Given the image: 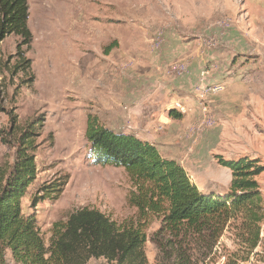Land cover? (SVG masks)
Returning <instances> with one entry per match:
<instances>
[{"label": "rangeland", "instance_id": "obj_1", "mask_svg": "<svg viewBox=\"0 0 264 264\" xmlns=\"http://www.w3.org/2000/svg\"><path fill=\"white\" fill-rule=\"evenodd\" d=\"M27 3L30 43L18 55V35L0 42V165L13 164L17 136L34 125L36 176L21 205L25 215H35L46 244L52 224L83 207L116 222L136 218L124 169L91 157L86 120L91 114L115 132L159 135L150 103L165 86L166 98L168 88L187 87L182 95L191 108L200 107L197 128L185 135L188 156L178 161L199 190L231 179L218 156H248L264 166V0ZM171 98L162 100H177ZM256 180L264 202V169ZM42 186L59 191L33 207ZM161 226L160 216L148 218V264H224L229 252L244 254L230 224L219 237L204 232L187 242L192 259L177 260ZM263 262L264 220L258 246L241 264ZM7 264H14L10 257ZM86 264L114 263L92 258Z\"/></svg>", "mask_w": 264, "mask_h": 264}, {"label": "trees", "instance_id": "obj_2", "mask_svg": "<svg viewBox=\"0 0 264 264\" xmlns=\"http://www.w3.org/2000/svg\"><path fill=\"white\" fill-rule=\"evenodd\" d=\"M27 19V0H0V42L9 34L18 35V55L22 54L21 46L31 41ZM114 45L108 44L104 51ZM168 114L181 117L174 109ZM33 127L26 126L17 136L13 164L0 165V264H7L8 257L14 264H86L91 258L114 264H148L145 227L151 216L161 217L159 232L167 234L177 260L192 259L188 243L193 238L204 232L219 237L230 224L244 254L229 252L224 264L250 260L258 246L264 202L256 176L264 166L256 158L218 156V164L231 172L229 186L221 195L204 193L183 166L164 157L155 144L132 133L115 132L91 114L85 128L90 155L97 163L124 169L132 187L127 201L137 216L116 222L95 208L83 207L71 212L66 220L55 221L46 244L35 215H25L21 205L36 176ZM39 191L42 195L31 199L33 207L59 188L42 186Z\"/></svg>", "mask_w": 264, "mask_h": 264}, {"label": "crops", "instance_id": "obj_3", "mask_svg": "<svg viewBox=\"0 0 264 264\" xmlns=\"http://www.w3.org/2000/svg\"><path fill=\"white\" fill-rule=\"evenodd\" d=\"M162 89L164 91V94L163 95L159 94L160 98H156L150 103L153 107L152 109L153 111L151 113L155 115L154 116L155 119L153 120V123H155L156 119H158V121H161V122H158L157 128H156V129H159L161 133L159 135H155V134H152V132L150 131L149 134H151L152 137L153 136L156 137L155 138L156 140H153L149 134L134 133V135H136L137 137L143 140L149 141L150 143H154L156 146H158L159 150H161V153L164 152L162 150L165 148L166 149L165 156L167 158H172V159H175L176 161L181 162L180 160L181 157L188 156L186 152L187 150L186 147L188 146V140L185 138V135L190 132L191 127L193 131H195V129L197 128L198 124H194V121L198 117V114L200 113L199 111L200 107L199 105L195 104V106L191 108L190 107L191 100L189 96L182 95L183 93H186L187 87H183L182 85H179L177 87H170V89L168 88L167 90L173 91L171 93L172 98L170 96L166 98V95H165L167 92L166 86ZM162 97H164V99L171 98L173 100L177 99L181 101L186 107L188 106L187 107L189 108L188 112L186 114H181L180 118H172L171 116H169L168 112L169 110H172L171 105L173 102L171 101L172 103L168 104V101L167 102L163 101ZM148 99L149 98H146L143 102H145ZM161 105H165L164 108H161ZM165 108L167 111L166 113L164 112ZM159 117H161V120H159ZM124 133H128V132L124 131ZM224 168L226 169L228 173L231 174L228 168L226 167ZM229 180L225 183V185L217 183L213 187H206L204 191L202 192L212 193L215 195H221L222 192H224L225 189H227L229 185ZM91 259H89V261ZM97 259H102V258H97Z\"/></svg>", "mask_w": 264, "mask_h": 264}, {"label": "built area", "instance_id": "obj_4", "mask_svg": "<svg viewBox=\"0 0 264 264\" xmlns=\"http://www.w3.org/2000/svg\"><path fill=\"white\" fill-rule=\"evenodd\" d=\"M219 89L221 88L220 87L213 88L214 91H217ZM172 109L176 110L177 112L184 113L186 111V106L182 102L176 100L173 102Z\"/></svg>", "mask_w": 264, "mask_h": 264}]
</instances>
